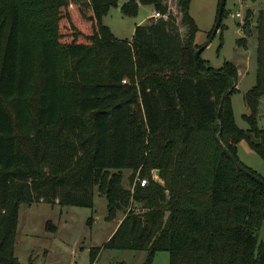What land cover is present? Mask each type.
Listing matches in <instances>:
<instances>
[{"label": "trees", "instance_id": "trees-1", "mask_svg": "<svg viewBox=\"0 0 264 264\" xmlns=\"http://www.w3.org/2000/svg\"><path fill=\"white\" fill-rule=\"evenodd\" d=\"M174 2L178 21L167 0H126L124 14L144 3L162 15L118 38L102 21L117 0H0V264H24L13 250L20 203L92 205L95 186L106 216L122 213L104 247L142 249L144 264L157 250L168 264H264V184L225 151L237 157L244 140L264 162V8L242 128L236 64L213 67L200 53L196 64L191 0Z\"/></svg>", "mask_w": 264, "mask_h": 264}, {"label": "rangeland", "instance_id": "rangeland-1", "mask_svg": "<svg viewBox=\"0 0 264 264\" xmlns=\"http://www.w3.org/2000/svg\"><path fill=\"white\" fill-rule=\"evenodd\" d=\"M88 8L89 0H69ZM117 0L102 16L112 33L118 38H130L135 24L144 22L153 10L152 5L139 3L136 13L124 14ZM171 10L180 18L174 0H167ZM220 0H191L189 11L198 30L196 42L204 45L201 57L213 67L224 60L237 66L236 89L231 93V103L236 124L248 128L243 116L248 108L243 93L255 82L256 74V14L264 8V0H225L220 26L210 38ZM241 13L240 16L236 12ZM248 19V20H246ZM248 21V28L245 22ZM181 32L184 26H180ZM247 30V31H246ZM256 122L264 128V92L259 97ZM237 157L245 165L264 177V162L244 140L237 144ZM122 184L129 186L130 169L121 168ZM158 179L156 169L154 174ZM105 196L94 187L92 205L61 204L57 200H32L20 203L17 209L14 254L24 264H90L89 249L100 246L91 264H144L146 252L142 249L110 248L103 243L114 231L122 216L121 211L113 218L107 216ZM258 240H264V219L257 229ZM150 264H168V252L157 250Z\"/></svg>", "mask_w": 264, "mask_h": 264}, {"label": "water", "instance_id": "water-1", "mask_svg": "<svg viewBox=\"0 0 264 264\" xmlns=\"http://www.w3.org/2000/svg\"><path fill=\"white\" fill-rule=\"evenodd\" d=\"M225 0H220L219 5H218V9H217V15H216V20H215V24L211 33L210 38L213 36V34L215 33L218 24L220 22L221 19V14H222V9H223V5H224ZM247 31V30H246ZM210 40H208L204 45L198 46L194 53H193V57L195 59V62L197 64V56L200 53V51L203 49V47L209 42ZM226 153L230 156V158L233 160V162L242 170L246 171V173H248L250 176H252L253 178H255L256 180H258L259 182L264 184V179H262L261 177H259L256 173L246 169L244 167V165L239 161V159L233 154L231 153L227 148H225ZM156 172L158 174L159 169H156ZM84 264V263H83Z\"/></svg>", "mask_w": 264, "mask_h": 264}, {"label": "built area", "instance_id": "built-area-1", "mask_svg": "<svg viewBox=\"0 0 264 264\" xmlns=\"http://www.w3.org/2000/svg\"><path fill=\"white\" fill-rule=\"evenodd\" d=\"M152 15L154 17H158L160 15H162L161 12L155 10L153 11ZM236 15L240 16L241 13L239 11L236 12ZM155 177V176H154ZM138 181L141 185H144L147 183V177L146 176H139V175H136L135 179H134V182Z\"/></svg>", "mask_w": 264, "mask_h": 264}, {"label": "crops", "instance_id": "crops-1", "mask_svg": "<svg viewBox=\"0 0 264 264\" xmlns=\"http://www.w3.org/2000/svg\"><path fill=\"white\" fill-rule=\"evenodd\" d=\"M152 13H153V10L151 11L150 15H152ZM150 15H149V16H150ZM135 25H136V24H135ZM119 220H120V219H119ZM119 220H118V221H119ZM116 225H117V224H116Z\"/></svg>", "mask_w": 264, "mask_h": 264}]
</instances>
